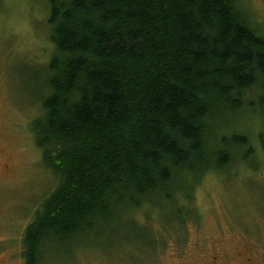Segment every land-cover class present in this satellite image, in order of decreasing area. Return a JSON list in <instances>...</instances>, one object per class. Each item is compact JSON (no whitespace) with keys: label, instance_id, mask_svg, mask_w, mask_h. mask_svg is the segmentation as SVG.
<instances>
[{"label":"trees","instance_id":"trees-1","mask_svg":"<svg viewBox=\"0 0 264 264\" xmlns=\"http://www.w3.org/2000/svg\"><path fill=\"white\" fill-rule=\"evenodd\" d=\"M44 1L53 51L29 131L56 183L22 233L23 264L253 155L221 125L264 102V31L240 0Z\"/></svg>","mask_w":264,"mask_h":264},{"label":"rangeland","instance_id":"rangeland-1","mask_svg":"<svg viewBox=\"0 0 264 264\" xmlns=\"http://www.w3.org/2000/svg\"><path fill=\"white\" fill-rule=\"evenodd\" d=\"M0 1V264H23L22 233L56 183L29 131L53 46L44 0ZM240 5L264 31V0ZM250 106L221 128L246 136L253 155L243 149L231 167L185 179L186 191L171 193L175 200L154 198L113 216L100 232L78 238L71 255L48 248L47 264H207L223 252L245 254L253 241L264 245V102Z\"/></svg>","mask_w":264,"mask_h":264},{"label":"flooded vegetation","instance_id":"flooded-vegetation-1","mask_svg":"<svg viewBox=\"0 0 264 264\" xmlns=\"http://www.w3.org/2000/svg\"><path fill=\"white\" fill-rule=\"evenodd\" d=\"M246 253H237L236 256L230 258L228 252H223L222 256H214L211 263L207 264H264V245L256 242L249 243ZM174 260L180 261V255H173Z\"/></svg>","mask_w":264,"mask_h":264}]
</instances>
